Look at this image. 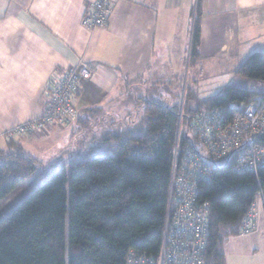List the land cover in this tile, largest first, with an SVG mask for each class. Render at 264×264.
Returning <instances> with one entry per match:
<instances>
[{
    "label": "trees",
    "instance_id": "trees-1",
    "mask_svg": "<svg viewBox=\"0 0 264 264\" xmlns=\"http://www.w3.org/2000/svg\"><path fill=\"white\" fill-rule=\"evenodd\" d=\"M195 7L189 65L197 63L200 56L199 0ZM233 72L242 81L264 83V52L248 55ZM184 81L181 106L136 94L134 101L142 103V125L107 132L101 141H115L111 153L73 156L22 197L0 219V264H126L131 250L157 254L164 233L173 162H181L187 148L195 159L206 163L210 173L198 175L194 183L196 204L204 202L208 206L205 262L225 264L224 238L242 233L241 223L247 212L256 215L255 228L243 235L258 229L259 206L264 215L258 195L260 192L264 196V166L259 163L250 171L238 168L248 154L244 141L224 154H214L216 140L221 139L214 138V132L211 137L204 134L205 125L198 119L216 112L221 128H225L248 104H258L264 92L232 83L200 98L187 85L188 79ZM100 113L94 106L78 113L70 124L55 126L69 127L75 121L81 124L88 116ZM251 137L254 148L263 150L261 162L264 131ZM38 162L17 143L0 150V202L37 170Z\"/></svg>",
    "mask_w": 264,
    "mask_h": 264
},
{
    "label": "crops",
    "instance_id": "crops-1",
    "mask_svg": "<svg viewBox=\"0 0 264 264\" xmlns=\"http://www.w3.org/2000/svg\"><path fill=\"white\" fill-rule=\"evenodd\" d=\"M197 1L115 0L106 23L92 31L81 23L91 0H0V150L17 143L28 154L26 145L76 123L68 128L48 123L30 133L6 134L17 124L38 120L47 104L48 78L80 60L92 72L72 96L79 114L94 106L102 112L105 107L120 111L124 94L151 92L169 76L190 80L196 63L189 65L184 51L190 48ZM199 7L197 63L207 74L237 78L233 70L239 62L264 52V0H199ZM173 59L180 65L178 72ZM257 211L258 229L241 235L240 248L247 252L233 258L225 251V264L256 259L258 253L248 248L264 233L260 206Z\"/></svg>",
    "mask_w": 264,
    "mask_h": 264
},
{
    "label": "built area",
    "instance_id": "built-area-1",
    "mask_svg": "<svg viewBox=\"0 0 264 264\" xmlns=\"http://www.w3.org/2000/svg\"><path fill=\"white\" fill-rule=\"evenodd\" d=\"M115 0H91L81 23L90 30L102 27L109 15L110 7ZM92 72L90 64L80 60L76 65L67 67V70L56 73L48 78L45 86L47 104L42 116L36 121H25L8 129L6 134L13 137L17 134L32 132L37 126L67 125L77 118V109L73 94L82 80H88ZM202 115L199 124L205 125L206 135L219 137L221 141L215 143L213 153L224 154L227 150L244 141L248 154L243 157L238 168L255 170L257 166H264L260 162L262 149L254 148L252 135L264 131V94L258 104H248L242 115L238 116L232 125L221 128L219 118ZM177 152V151H176ZM205 152V151H201ZM178 154V152H177ZM198 157V156H197ZM181 162L174 160L173 177L168 194V206L165 214L164 233L157 254L148 255L138 250H131L126 264H206L205 249L208 236V206L206 203L196 204V184L198 175H210L205 162L194 158L190 149H185ZM208 174V175H206ZM205 178V177H204ZM261 203L264 204L263 193L259 192ZM252 205H256L254 202ZM256 215L249 211L244 215L241 223V232L246 233L255 228Z\"/></svg>",
    "mask_w": 264,
    "mask_h": 264
},
{
    "label": "rangeland",
    "instance_id": "rangeland-1",
    "mask_svg": "<svg viewBox=\"0 0 264 264\" xmlns=\"http://www.w3.org/2000/svg\"><path fill=\"white\" fill-rule=\"evenodd\" d=\"M174 52L177 53L178 49L174 50ZM184 52H186L185 57L187 58L189 53L188 49ZM173 63H175L174 69L178 72L180 65H177L175 59H173ZM196 69L198 72L190 69V80H188L187 85L193 88L196 95L200 98L213 94L223 87L224 84L232 83L233 85H238L243 88H249L255 92H264V83L261 81L248 79L242 81L243 79L241 80L238 77L235 78L233 74H226L224 72L218 73L212 71V73L207 74L206 71L202 72V67L199 63H196ZM163 73L168 75L169 71L165 70ZM171 77L172 76L168 77L169 80L167 83L159 82L157 85H153L154 88L152 87L153 91L151 92H135V94L132 95L124 94V96H122L124 102L121 105L122 109L120 111L105 107L102 113L88 116L86 120H83L84 122L81 121V124L74 123L70 129L61 130V132L56 134L57 136L50 134L41 138V140H37L36 143L31 144L29 147L26 145V153H32L33 155L30 153L28 154L39 160L37 170L20 183L16 191L9 194L6 199L0 202V219L16 206L22 197L29 195L30 191L36 188L39 183L43 182L50 175V172L61 165L62 162L71 160L73 156L83 158L91 156L93 153H111V148L114 147L115 141L113 139H108L102 142L101 138L108 136L107 132L115 133L116 131H126V129H132L136 125L139 126L143 121L141 120L143 109L141 108L142 106H140L142 103L137 100H135V103L133 98L136 94H148L152 99H159L167 104H179L181 106L184 99L183 90L185 88L184 86H186V81H183L184 77L181 79L180 77L177 79ZM193 77L196 78V82L192 81ZM128 81H130V78ZM65 224L67 231V219ZM241 235L243 234L230 236L228 239H225L226 237L224 238L222 244L223 249L229 254L232 253L233 258H235L237 254L247 252L246 249L240 248L242 242H244ZM257 237L258 238L254 240L253 247L248 248L258 253L256 259L251 262L242 257L243 260L240 258L236 264H264V233ZM246 256L247 255H245V257ZM228 260L229 259H227V261ZM246 261L249 263H246Z\"/></svg>",
    "mask_w": 264,
    "mask_h": 264
}]
</instances>
